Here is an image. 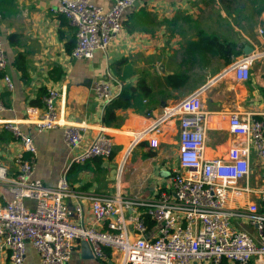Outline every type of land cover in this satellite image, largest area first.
Masks as SVG:
<instances>
[{"label": "crops", "instance_id": "1", "mask_svg": "<svg viewBox=\"0 0 264 264\" xmlns=\"http://www.w3.org/2000/svg\"><path fill=\"white\" fill-rule=\"evenodd\" d=\"M250 1L245 13L240 5V16L238 12L229 15L219 0H138L123 14L121 30L105 52L77 60L71 56L76 28L52 11L58 0H7L0 8V38L12 88L6 87L0 74V99L5 107L0 120L17 122L32 138L36 148L32 177L54 187L65 173L77 192L113 193L118 167L130 148L118 183L120 192L150 198L168 190L170 175L179 171V116L164 124L156 148L149 146L146 136L138 135L165 108L198 92L205 111L252 116L264 112V56L254 60L246 81H237L231 70L234 61L247 55L244 48H251L249 54L264 52V3ZM92 2L104 9L111 5V0ZM205 38L216 42H205ZM94 82L108 83L115 98L140 83L149 92L146 96L138 93L128 106L107 112L109 104L97 99ZM48 90L59 94L55 105L62 122L86 127L80 145L67 146L61 128L39 132L26 122L25 109L42 110ZM100 132L112 140V156L93 158L75 167L73 158ZM240 140L226 129L207 132L204 156L224 158ZM17 154L28 156L19 140L0 130V166L6 168L8 177L18 171L14 163ZM251 169L254 175L264 174L254 151ZM11 198L8 185L0 181V205ZM65 201L70 209L81 207L72 220L106 229L105 224L94 221L88 203L74 198ZM26 204L33 207L31 201ZM82 242L75 241L69 264H113L109 250H105L107 260L102 261L93 256L89 243L83 246ZM25 263L39 264L30 244L26 245ZM0 264H10L2 247Z\"/></svg>", "mask_w": 264, "mask_h": 264}, {"label": "built area", "instance_id": "2", "mask_svg": "<svg viewBox=\"0 0 264 264\" xmlns=\"http://www.w3.org/2000/svg\"><path fill=\"white\" fill-rule=\"evenodd\" d=\"M137 1L111 0L104 9L92 0H58L52 11L76 28L71 56L89 60L96 51L105 52L121 30L123 14ZM262 56L264 52L239 57L231 66L234 78L248 80L252 63ZM6 65L0 38V74L11 89ZM262 78L264 82V68ZM92 88L103 104L115 98L106 82H94ZM58 96L48 90L42 110L27 107L25 120L39 132L61 128L63 142L76 147L86 127L61 121L55 105ZM4 110L0 99V112ZM177 116L179 171L170 175L168 190L150 198L120 192L118 183L130 148L118 167L113 193L77 192L65 173L54 187L44 185L32 177L36 156L32 138L17 122L0 120V130L19 140L28 153L27 157L15 156L18 171L14 177H8L6 168L0 166V181L12 194L0 205V247L7 250L9 263L26 264V245L30 244L39 264H69L75 241H85L99 260L106 261L105 250H109L113 264H264V174L254 175L251 169L254 151L264 172V112L252 116L205 111L198 92H193L165 108L148 128L138 132L139 137L146 136L149 146L156 148L164 124ZM225 129L241 140L224 158H205L207 132ZM112 152V140L100 132L72 163L108 159ZM68 198L88 203L94 221L106 229L72 220L81 207L70 209ZM27 200L33 207L27 206Z\"/></svg>", "mask_w": 264, "mask_h": 264}, {"label": "trees", "instance_id": "3", "mask_svg": "<svg viewBox=\"0 0 264 264\" xmlns=\"http://www.w3.org/2000/svg\"><path fill=\"white\" fill-rule=\"evenodd\" d=\"M7 0H0V8H2V5L6 3ZM241 0H219L220 5L224 8V10L230 15L233 11L232 8L236 3H239ZM258 3H264V0H254ZM241 5V4H240ZM240 8V6H238ZM205 42H216L213 39H204ZM149 92L148 88L144 83L138 84L137 87H128L125 90H123L117 98H115L108 106H107V112L110 111L112 108H119V107H125L128 106L129 100L133 97H135L138 93H141L143 95H147ZM75 167L77 166L76 163L73 164ZM72 165V166H73ZM74 167V166H73ZM80 168V167H78ZM150 225V223H149Z\"/></svg>", "mask_w": 264, "mask_h": 264}, {"label": "rangeland", "instance_id": "4", "mask_svg": "<svg viewBox=\"0 0 264 264\" xmlns=\"http://www.w3.org/2000/svg\"><path fill=\"white\" fill-rule=\"evenodd\" d=\"M251 1L250 0H241V1H239V3H236L235 5H234V7L232 8V11H233V13L234 14H236L237 12H238V14L241 16V14H242V9L241 8H238V6H240V4H241V6L242 7H244L243 8V12L245 13L247 10H248V8H249V5L251 6L252 4V2L250 3ZM240 6V7H241ZM241 9V10H240ZM133 153H135L134 155H133V161L136 159L135 158V156H136V152H133Z\"/></svg>", "mask_w": 264, "mask_h": 264}, {"label": "water", "instance_id": "5", "mask_svg": "<svg viewBox=\"0 0 264 264\" xmlns=\"http://www.w3.org/2000/svg\"><path fill=\"white\" fill-rule=\"evenodd\" d=\"M251 51H252L251 48H247V47H246V48L243 49V53H244V54H249ZM86 244H87V243H86L85 241L82 242V245H83V246H87Z\"/></svg>", "mask_w": 264, "mask_h": 264}]
</instances>
